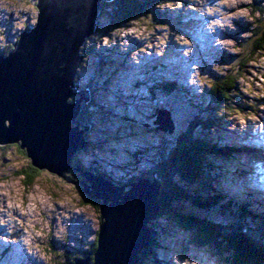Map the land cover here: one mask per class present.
<instances>
[{
    "label": "rangeland",
    "instance_id": "374dc122",
    "mask_svg": "<svg viewBox=\"0 0 264 264\" xmlns=\"http://www.w3.org/2000/svg\"><path fill=\"white\" fill-rule=\"evenodd\" d=\"M36 3L0 0V52L16 42L21 32L35 27ZM252 4L264 6V0L159 2L149 5V13L118 29L110 38L97 40L98 35H94L88 42L90 55L79 64V79L83 86L90 87L99 108L90 107L83 113L91 116L92 127L81 129L89 144L86 152L77 151L83 152L79 159L119 185L129 182L138 172L151 170L156 161L154 154L166 156L175 145V134L181 131L179 118L186 114L192 121L194 118L186 106L176 104L173 106L178 119L175 113L157 112L158 107L165 109L166 99L154 92L152 98L144 99V95H151L147 92L154 83L171 81L184 91L189 89L186 97L200 105L207 98L212 78L223 77L229 70L230 56L239 53L237 43L249 37L243 27L253 26L258 19V14L251 11ZM239 82L240 98L235 96L238 106L214 115L217 130L208 133L227 145L252 147L251 151L237 154L248 167L241 178L246 184H261L264 156L259 150L264 146V130L253 129V125L258 128L255 122L250 127L247 124L264 113V56L249 64ZM151 108L155 112L152 123L161 117L163 130L157 129V124L150 127L145 119L147 115L151 117ZM29 165V158L17 147L0 145V243L4 246L0 245V250L10 244L0 264H34L33 260L39 264H64L67 256L83 260L96 238L100 213L84 202L83 193L71 181L77 178L68 170L63 177L38 170L39 177L32 186H26ZM227 168L234 169L232 161L225 162L226 171ZM226 171L211 184L225 187L229 183ZM234 183L237 186L242 181L235 178ZM188 206L197 211V207ZM169 220H151V225L157 227L151 256L166 259L168 264H224L222 259L229 260L227 253H219L226 242L222 241L223 247L218 248L196 247L188 242L192 232ZM15 249H21L22 254L15 253ZM141 264L152 263L145 260Z\"/></svg>",
    "mask_w": 264,
    "mask_h": 264
},
{
    "label": "water",
    "instance_id": "95a60500",
    "mask_svg": "<svg viewBox=\"0 0 264 264\" xmlns=\"http://www.w3.org/2000/svg\"><path fill=\"white\" fill-rule=\"evenodd\" d=\"M36 1L35 27L20 34L7 56L0 54V145L24 138L20 149L30 165L62 177L72 155L86 145L84 130L71 127L81 103L89 101L88 90L73 91L81 46L95 31L100 3L112 0ZM155 124L163 130L161 117ZM83 175L91 184L81 190L98 203L101 219L92 264H136L158 210V182L143 178L124 193L123 186ZM74 264L91 261L86 256Z\"/></svg>",
    "mask_w": 264,
    "mask_h": 264
},
{
    "label": "trees",
    "instance_id": "16d2710c",
    "mask_svg": "<svg viewBox=\"0 0 264 264\" xmlns=\"http://www.w3.org/2000/svg\"><path fill=\"white\" fill-rule=\"evenodd\" d=\"M171 1L175 0H112L110 2H101L99 14L96 18L95 31L85 39L81 46L80 54H82L83 59L90 55L91 50L88 48V42L94 35H98L97 40L110 38L118 29L127 27L135 19H138L140 15L149 13L150 11H147V8H150L149 5ZM251 6V11L258 14V19L255 20L253 26L243 27L249 37H244L237 43L236 46L239 53L230 56V61L227 62V64L229 63V70L226 74L223 77L215 76L212 78L210 91L207 98L203 100V103L206 104L203 105L206 106L203 107V114L197 113L193 121L187 114L183 118H179L178 123L181 131L175 134V145L165 153L167 154L166 156L163 155L164 153L159 154L158 157L154 154L153 157L156 161L150 168L151 170L147 173H144V171L138 172L137 176L130 179L126 184L119 185L114 183L105 177L103 173L95 170L94 166L85 164L79 159V154L88 150L87 145L89 143L84 133L83 138L86 145L82 148L83 152H76L72 155L70 159L71 169L68 170L72 177L77 178L76 180L71 178V181L76 184L81 193H83L81 190L83 185H90L89 182H85L83 173L92 174L113 185H124V187L127 185L124 189L125 192L131 190L132 185L136 184L140 179L157 181L160 186L156 200L158 210L153 219L160 220L165 217L170 219L172 224L175 223L183 230L192 232L188 242L199 248L211 247V245L218 248L214 243L216 240L226 242L227 246L219 250V253H227V257L229 256L230 261L225 258L222 259L224 264H264V206L251 199L250 194L244 195L243 190L240 193L235 192L233 194L217 183L216 185L211 184L210 172L212 173L213 166L215 167L218 160L222 158L223 151H220L222 153L219 156L211 155L219 150L215 149L208 135L204 136L203 134L205 129L208 132L209 129L212 132L215 131L214 118L216 116L214 115L219 114L220 116V114L228 110H235V106H238L239 103V101L235 100V96H238L237 92L240 91L239 81L247 73L249 64L254 62L259 56H264V6L257 4H252ZM12 48L13 45H9L4 50L3 55L7 56ZM99 63H102L101 60L98 62L100 66ZM80 65L73 80V91L86 89L89 91L90 99L88 103H81V113L73 123L71 122V127L78 126L79 130L87 126L92 127L91 116L83 115V113L90 107L99 108V105L94 102L95 97L92 96L90 87H85L80 82ZM89 82L91 84V81ZM170 89L167 83L159 90L158 88L155 89V93L157 92V94L162 95L166 99V107H168L170 113H175L174 115L178 119L173 106L177 102L174 98L170 99ZM77 97L76 95L73 96L68 102L73 103ZM236 110L241 111L238 108ZM134 113L137 114V109L134 110ZM154 113V111L150 113L151 117L149 115L146 118L143 117L149 122L150 127H155V121L152 123ZM13 146L19 149V146ZM19 151L25 155V151ZM27 171L30 179L25 185L32 186L35 179L39 177L40 172L31 165H29ZM84 182L85 184H83ZM83 196L84 202L88 205H93L99 213L98 203L89 199L84 193ZM189 204L193 208L197 207V211H191ZM166 212L170 214H165ZM151 224L150 220L148 223L149 237L146 245L141 248L138 254L139 260L137 264H141L147 259L150 250L152 251L156 246L154 230L157 227ZM161 232H163L162 229L161 231L159 230V234ZM97 234L98 231L93 245L83 255L89 257L91 264L93 263V254L97 247ZM74 260L75 258L72 256H67L64 264L72 263Z\"/></svg>",
    "mask_w": 264,
    "mask_h": 264
},
{
    "label": "bare ground",
    "instance_id": "6f19581e",
    "mask_svg": "<svg viewBox=\"0 0 264 264\" xmlns=\"http://www.w3.org/2000/svg\"><path fill=\"white\" fill-rule=\"evenodd\" d=\"M206 15H209L208 13L206 14ZM193 17V16H192ZM205 17V16H204ZM201 19V18H200ZM80 88V87H79ZM21 107V106H20ZM22 108V107H21ZM251 122L252 123H256L257 124V126H258V128L255 126V125H253V129H255L256 131H263L264 130V113H262V115L261 116H259V117H257L256 119H254V120H250L249 122H248V124H247V126L248 127H250V125H251ZM252 127V126H251ZM14 137V136H13ZM19 139V138H18ZM20 140V139H19ZM22 140V142L21 141H19L18 143H15V144H12V145H17V146H19L18 148H19V150H21V151H26V150H23V149H20V145H21V143L23 144V143H25V139L24 138H22L21 139ZM76 153V152H75ZM74 153V154H75ZM25 155H26V152H25ZM27 157V156H26ZM62 161V158H61V160H60V162ZM124 193H125V190H124ZM210 198V197H209ZM16 215V214H15ZM4 218V217H3ZM1 231H3V230H1ZM0 235H1V232H0ZM21 242V241H20ZM20 244V243H19ZM0 245L2 246V248H4V246L2 245V243H0ZM23 245V244H22ZM7 249V248H6ZM6 249H2L1 250V252L2 253H4L5 252V250ZM20 251H21V249H15V253H19V254H22V253H20ZM33 261H35V263H37V264H39V262H36L37 260H33ZM34 263V262H33ZM34 263V264H35Z\"/></svg>",
    "mask_w": 264,
    "mask_h": 264
}]
</instances>
